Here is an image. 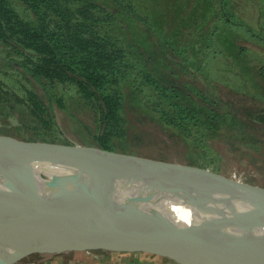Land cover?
Returning <instances> with one entry per match:
<instances>
[{"label":"rangeland","instance_id":"374dc122","mask_svg":"<svg viewBox=\"0 0 264 264\" xmlns=\"http://www.w3.org/2000/svg\"><path fill=\"white\" fill-rule=\"evenodd\" d=\"M176 1L142 0L145 7H148L149 18L152 21L160 20L161 26L164 27L167 23L170 28L177 29L176 34L180 33V37L174 39L176 45L178 43L182 46L187 44V41L181 38L182 36H194L198 39V45L192 44L186 47L189 57L193 56L194 59L185 61L178 55L169 52L168 48H165L167 49L166 54L161 55L153 46L152 50L146 49L150 55L146 67L148 66L150 71L153 70L151 73L157 80L160 79L156 78L158 76H161L165 82L174 81L172 79L176 78L187 85L189 91L186 94H178L176 98L177 101L183 100L185 105L191 102L190 100L184 101L185 97L190 95L193 98L191 90L194 89L195 84L202 91L204 85L200 83V80L207 78L210 84L216 87L217 92L213 95L223 104L232 106L239 111V117L234 116L238 117L237 120L245 119L241 115L242 110L249 113L246 114L248 116L246 117L248 120L247 131H241L238 123L233 120L228 122V127L220 122L217 125L219 127L218 138L210 140L208 137L211 135V131L205 123L210 122L209 117L213 115L205 109V106L196 110L200 115L199 125H189L182 121L178 125L167 126L163 118L172 112L169 111L165 114L159 95L154 90L143 87V82L138 74L132 72L131 79L134 81L132 84L138 86V90L137 94L127 95L122 99L121 117L125 137L112 141L116 150L114 152L165 162L171 161L182 165H193L213 171L226 178L234 176L249 187L264 190V83L259 75V69L264 60V43L234 23L229 22L224 28L221 24L223 21L219 20L217 6L215 5L216 8H213L214 4L210 0H180V3ZM239 1L236 0V2ZM256 1L260 3L261 8L264 7V0ZM174 4H179L175 5L180 8L178 12L173 6ZM11 6L17 17L0 19V32L7 33L9 36H11L9 30H19L24 23L31 19L18 2L12 0ZM211 8H213V12L209 16H205L208 14V9ZM250 10L255 15L249 19L258 16L251 6L249 10L244 11L245 14ZM261 13L262 29L258 33L253 29V32L264 40V11ZM186 17L188 18L186 19ZM146 26V29L149 30L145 29V36H149L148 33L151 36L157 34L149 21ZM217 27L220 28L221 34L213 37L214 33L212 32ZM164 32V34L161 33L159 41L167 39L168 34H166V30ZM118 35L119 33H117V37H119ZM221 42H224L226 46L235 43L236 48L233 52L236 53V56L238 55L237 59L232 60V55L227 56L223 54L224 52H220ZM150 47L152 46L150 45ZM19 50L26 58L33 61L38 57L29 51ZM142 50L145 49H137L136 54ZM227 52H232V49H227ZM158 54L160 55L156 58ZM23 59L22 56H16L15 51L13 55L11 51L0 45V93L3 96L2 99L5 98L7 102L9 101L8 104L0 102V106H3L2 104L5 106L0 107V138L27 143L99 148L95 140L100 134L101 125L98 111L94 105L81 96L78 88L69 79L35 82L17 66L18 62L23 63ZM12 61L17 63L15 67H13ZM184 62L187 64L186 67H189V71L178 68V71L174 72L175 64L179 66ZM9 63L11 66L8 65ZM27 66L28 69L31 68L30 65ZM173 73L175 75H172ZM191 75L194 77L197 75L198 79H191L189 77ZM26 94L32 95L33 99L37 98L36 100L43 105H47L45 96L51 100L50 115L53 122L48 125L44 124L30 107L27 108L23 105L22 101H27V99L29 101ZM253 113L261 122L255 116L253 117ZM224 117L227 116L216 113L214 120ZM223 131L224 134H220ZM242 137H245L246 140H241ZM195 145L204 148L202 149L204 157L197 151ZM206 164L207 168L204 167ZM65 238L66 236L60 240ZM119 239L124 241L127 238ZM86 242L90 241L77 242L71 247ZM93 243L94 249L88 252L70 250L62 254L43 251L19 255L0 254V264H95L97 260L101 261L102 259H109L107 263L103 264H115L118 261L121 264H179L174 258L167 259L157 254L160 252L152 247L143 245L146 247L145 250L138 246L132 251V247L136 243L140 245L134 240L130 243L122 242V245L127 246V249H121L123 252L107 251L105 249L108 244L106 238L97 239Z\"/></svg>","mask_w":264,"mask_h":264},{"label":"trees","instance_id":"16d2710c","mask_svg":"<svg viewBox=\"0 0 264 264\" xmlns=\"http://www.w3.org/2000/svg\"><path fill=\"white\" fill-rule=\"evenodd\" d=\"M14 1L23 6L24 11L29 14L31 19L24 23V26L22 25L19 30H9L11 36L0 32V45L11 51L13 55L15 51L16 56L24 57L23 63L18 62L19 65H17L16 62L12 61V65L13 67L17 65L25 75L35 82H52L55 79L64 80L66 78L78 88L81 96L89 100L98 111L101 130L95 141L100 149L116 151L112 141L125 137L121 117L123 109L122 99L127 97V95L137 94L138 90V86L132 84L134 82L131 79L132 72L136 73V75L138 74L143 82V87L150 88L159 95L165 114L169 113V111L172 112V114H167V117L163 118L167 126L178 125L182 121L189 125H199L200 115L196 110L205 106V109L213 115L209 117L210 122L205 123L211 131V135L208 137L210 140L218 138L219 127L217 125L220 122L227 126L228 122L233 120L238 123L237 125L240 126L241 131H247L248 120L246 117L248 116L246 114L249 113L242 110L241 115L245 119L237 120L239 111L232 106L229 107L223 104L220 99L213 95L217 92L216 87L215 85L213 87L207 78V81L204 78L200 80V83L204 85L202 91L195 84L194 89L191 90L193 98L190 95L185 97L184 101H191L185 105L183 100L177 101L176 98L178 94H186L189 91L187 85L176 78L172 79L174 81L165 82L161 76L156 77L160 78L159 80L153 77L151 73L153 70L150 71V68L146 67L148 58L150 60L149 52L146 49L152 50L151 48L154 46L157 48L158 53L165 55L167 50L165 48H168L169 52L188 61L192 58L194 59V57H189L188 48L186 47L192 44L198 45V39L194 36H182L181 38H184L187 44L182 46V44L177 42L178 44L176 45L174 39L180 37V33L176 34L177 29L170 28L165 21H163L166 24L164 27L161 26L160 20L152 21L149 18L148 7H145V3L142 0ZM177 1L181 2L180 0ZM210 1L214 4L213 8L215 5L217 6L219 20L223 21L221 24L224 28L229 22L234 23L237 27L244 28L248 34L251 33L250 35H254V37L264 43V40L253 32V29L257 33L262 29L260 19L262 17L261 11H264V7L261 8L260 3L256 0H247L245 2H241V0L239 2H236V0L234 2L232 0ZM11 5L12 0H0V19H14L17 17ZM175 5L179 4H174L173 6ZM250 6L258 14L253 19H249V17L255 15L252 10L246 14L244 12L249 10ZM213 8L208 9V14L205 16H209L213 12ZM179 9L176 7L177 12ZM154 16L156 15L154 14ZM147 21L157 31L155 36H151L148 32L149 36L144 35V32L149 30L146 29ZM219 27L212 32L214 33L213 37L219 33L221 34ZM165 30L166 34H168L167 39L159 41L161 33L163 32L162 34H164ZM117 33H119V37H117ZM125 33L127 35L124 36ZM148 44L152 47L148 46ZM230 48L232 52L235 50L234 42L229 44V46H226L224 42L220 43L221 53L224 52L223 54L227 56L232 55V60L237 59L238 55L236 56V53L227 52V49L230 50ZM19 49L29 51L38 57L33 61L28 57L26 58ZM137 49L145 50L136 54ZM8 65L11 66L10 63ZM27 65H30L31 68L28 69ZM186 66L185 62L180 63L179 66L175 64L174 72H177L178 68L189 71V67ZM172 75H175V73ZM259 75L264 83V60L263 65L259 69ZM189 77L198 79L197 75ZM26 96H28L29 101L28 99L27 101H22L23 105L27 108L30 107L33 110L32 112L44 124L48 125L53 122V118L50 115L52 109L51 100L47 96L44 98L47 105L39 103L36 100L37 98L33 99L30 94H26ZM2 97L0 93V102L8 104L9 101L7 102ZM2 105L0 107H5L4 104ZM216 113L229 118L224 117L214 120ZM235 115L238 117L235 118ZM254 116L255 114L253 113ZM256 118L261 122L258 117ZM220 134H224V131L220 132ZM241 140L245 141L246 138L242 137ZM195 147L204 157V152L202 151L204 148L198 145H195ZM204 167L207 168L208 165L206 164Z\"/></svg>","mask_w":264,"mask_h":264},{"label":"water","instance_id":"95a60500","mask_svg":"<svg viewBox=\"0 0 264 264\" xmlns=\"http://www.w3.org/2000/svg\"><path fill=\"white\" fill-rule=\"evenodd\" d=\"M1 168L16 171L35 168L39 172V180L36 186L30 179L31 191L21 196L18 202L0 206V254L46 252L42 249L65 237L83 220L109 217L131 201V195L107 199L88 191L91 183L99 185L95 175L118 184L146 185L149 182L150 189L166 194L181 193L186 198L216 195L242 209L249 220L256 217L264 226V190L193 165L88 146L27 143L0 138ZM101 238L108 240L107 251L123 252L121 249L125 250L127 246L122 242L133 241H123L116 235H97L86 246L54 253L70 250L88 252L94 249L93 242ZM138 246L146 249L136 243L132 251ZM157 254L167 259L174 258L179 264H191L185 262L187 258L177 250L171 255ZM215 264L230 263L222 258Z\"/></svg>","mask_w":264,"mask_h":264},{"label":"bare ground","instance_id":"6f19581e","mask_svg":"<svg viewBox=\"0 0 264 264\" xmlns=\"http://www.w3.org/2000/svg\"><path fill=\"white\" fill-rule=\"evenodd\" d=\"M38 176L35 168L17 171L1 168L0 206L18 202L31 191L30 179L37 186ZM95 176L99 185L91 183L88 191L107 199L131 195V201L109 217L83 220L64 240L42 250L54 253L86 245L88 242L71 247L77 242L91 241L97 235H116L152 247L163 255L177 250L191 264H215L222 258L230 264H264L261 221L256 217L249 220L242 209L218 196L186 198L181 193L166 194L150 189L149 182L118 184Z\"/></svg>","mask_w":264,"mask_h":264},{"label":"crops","instance_id":"0c3cea01","mask_svg":"<svg viewBox=\"0 0 264 264\" xmlns=\"http://www.w3.org/2000/svg\"><path fill=\"white\" fill-rule=\"evenodd\" d=\"M88 254H89V253H88ZM108 260H109V259H105V260L102 259L101 261L97 260L95 264H100L101 262H102V264H103V263H107ZM112 263H113V262H112ZM113 264H114V263H113ZM115 264H121V263H119V261H118V262L115 263Z\"/></svg>","mask_w":264,"mask_h":264},{"label":"built area","instance_id":"2783aa9c","mask_svg":"<svg viewBox=\"0 0 264 264\" xmlns=\"http://www.w3.org/2000/svg\"><path fill=\"white\" fill-rule=\"evenodd\" d=\"M231 179H235V180H237L234 176L233 177H230ZM237 181H239V180H237ZM241 182V181H240Z\"/></svg>","mask_w":264,"mask_h":264}]
</instances>
